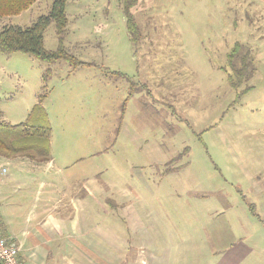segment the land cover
I'll list each match as a JSON object with an SVG mask.
<instances>
[{"label": "rangeland", "instance_id": "rangeland-1", "mask_svg": "<svg viewBox=\"0 0 264 264\" xmlns=\"http://www.w3.org/2000/svg\"><path fill=\"white\" fill-rule=\"evenodd\" d=\"M53 1L0 18V31L30 27ZM126 3L67 0L63 47L90 66L0 52V119L25 123L41 98L52 161L0 155L4 205L63 204L87 183L120 212L104 225L123 264H264V0H136L137 44ZM235 44L254 66L237 90ZM58 47L50 21L43 48Z\"/></svg>", "mask_w": 264, "mask_h": 264}, {"label": "crops", "instance_id": "crops-1", "mask_svg": "<svg viewBox=\"0 0 264 264\" xmlns=\"http://www.w3.org/2000/svg\"><path fill=\"white\" fill-rule=\"evenodd\" d=\"M51 163L47 168L52 167ZM87 179L91 185V177ZM93 193L85 183L69 194L66 203L48 199L26 211L17 199L4 205L8 197L1 194L0 237L15 243L21 264H123L119 246L109 254L112 242L118 245L119 239L110 240L104 225L112 217L120 221V212L110 209L107 198L94 201Z\"/></svg>", "mask_w": 264, "mask_h": 264}, {"label": "trees", "instance_id": "trees-1", "mask_svg": "<svg viewBox=\"0 0 264 264\" xmlns=\"http://www.w3.org/2000/svg\"><path fill=\"white\" fill-rule=\"evenodd\" d=\"M37 0H0V18L20 14L30 8ZM124 6L127 32L134 44L139 40V32L129 10L136 0H126ZM67 0H54L47 17L40 18L35 24L27 28L5 27L0 31V52L22 53L37 60L55 62L64 60L72 68L90 66L67 54L62 41L64 29L67 25L65 7ZM50 21H54L59 47L56 52H47L43 48V33ZM242 47L235 44L227 54V78L230 86L237 90L247 83L253 73V60L248 51L242 52ZM224 70V69H223ZM250 88L243 90V93ZM51 127L41 107V98L32 109L25 123L10 125L0 119V155L5 158L23 157L40 162L50 161Z\"/></svg>", "mask_w": 264, "mask_h": 264}, {"label": "built area", "instance_id": "built-area-1", "mask_svg": "<svg viewBox=\"0 0 264 264\" xmlns=\"http://www.w3.org/2000/svg\"><path fill=\"white\" fill-rule=\"evenodd\" d=\"M0 264H21L15 243L0 237Z\"/></svg>", "mask_w": 264, "mask_h": 264}]
</instances>
